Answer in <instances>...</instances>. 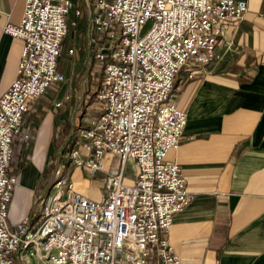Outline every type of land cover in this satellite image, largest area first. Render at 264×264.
Masks as SVG:
<instances>
[{
	"label": "built area",
	"instance_id": "obj_1",
	"mask_svg": "<svg viewBox=\"0 0 264 264\" xmlns=\"http://www.w3.org/2000/svg\"><path fill=\"white\" fill-rule=\"evenodd\" d=\"M74 5L26 0L21 20L4 25L24 46L18 76L0 95V264L24 258L28 264H181L169 230L193 196L183 167L167 153L180 145L188 124L176 103V79L182 71L193 78L205 70L249 0H95L86 23L92 76L86 97L99 114L64 135L59 156L105 173L101 199L78 191L73 172L59 166L52 186L38 193L39 221L25 214L12 224L19 183L14 141L31 137L24 127L31 102L67 79L58 63ZM75 10L73 25L84 12Z\"/></svg>",
	"mask_w": 264,
	"mask_h": 264
},
{
	"label": "crops",
	"instance_id": "obj_2",
	"mask_svg": "<svg viewBox=\"0 0 264 264\" xmlns=\"http://www.w3.org/2000/svg\"><path fill=\"white\" fill-rule=\"evenodd\" d=\"M25 1L0 0V95L18 76L24 46L23 39L6 32L4 25L21 20ZM73 1L58 63L67 77L58 84L64 88L51 95L57 85L49 87L31 102L24 121L31 137L14 141L23 173L10 204L12 224L25 214L39 221V182L51 153L60 147L57 137L70 133L79 120L83 125L93 120L78 115L93 104L86 97L92 77L86 37L90 0ZM76 7L84 12L73 25ZM216 50L203 72L190 78L182 71L176 79V103L186 110L188 124L180 145L167 153L183 167L193 198L174 215L169 240L181 264H264V0H249L248 12L240 22L227 25ZM67 92L70 99L59 106ZM65 125L69 129L64 134ZM78 169L80 176L72 174L76 189L101 199L83 183L88 180L93 186L87 175L99 178V172L82 167L72 172Z\"/></svg>",
	"mask_w": 264,
	"mask_h": 264
},
{
	"label": "rangeland",
	"instance_id": "obj_3",
	"mask_svg": "<svg viewBox=\"0 0 264 264\" xmlns=\"http://www.w3.org/2000/svg\"><path fill=\"white\" fill-rule=\"evenodd\" d=\"M95 0H90V2H89V6H88V8H90L91 7V5L93 4V2H94ZM91 84V83H90ZM90 84L88 85V89L90 88ZM63 85V84H62ZM56 86V85H55ZM64 88V85L63 86H59L58 84H57V86L55 87V88H53L52 90H50V92L49 93H51V95H53V92H55V93H59L58 91H61L62 89ZM87 92V91H86ZM98 114H99V111H98V108H97V105L95 104V103H93L92 104V107H83L82 108V111H80V113L78 114L79 115V117H81V116H88V118H89V120H91V119H93V118H95V117H97L98 116ZM82 122H83V120H79V122H78V124H82ZM15 157H16V160L14 161V163H13V165H14V170L16 171V172H18V174H19V183H20V181H21V174L23 173V172H21V167H22V157H20V155L19 154H17V155H15ZM70 163V164H69ZM109 163V160L107 161V164ZM49 164H51L52 165V170H51V174L49 175V176H43L44 177V179H42V180H40V182H39V185H40V190H44L47 186L49 187H51L52 185V179H50L51 178V175L54 173V172H56V169L59 167V166H65V165H68V169L70 170V171H73L74 169H75V167H74V165L72 164V162H69V160L68 159H64V158H62L61 156H59V149H55L52 153H51V155H50V158L48 159V164H46V166L47 165H49ZM44 169V168H43ZM42 169V170H43ZM80 170L78 169V170H75L74 172H73V175L76 177V176H80ZM127 173L129 174V175H133L134 174V168L129 164V165H127ZM105 175V173H102V172H99L98 173V176H99V178L100 177H103ZM89 177L90 178H93V180H94V185L93 186H90L88 183H87V181L85 180V181H83V183L85 184V185H88V187H91V188H93L94 190H96L97 191V193H99L100 195H102V189H101V184L100 183H102V181L99 179V178H96V176L94 175V176H89V175H87V178L89 179ZM82 183V184H83ZM54 190V189H53ZM49 192V191H48ZM38 197V196H37ZM19 200H20V196H19V198H18ZM17 199V200H18ZM18 200V201H19ZM43 204H44V200H42L41 199V201H40V203H37V205H36V210H37V212L39 213V211H40V209L43 207ZM20 205V201L18 202V206ZM32 261L34 260L33 258H30ZM28 264V260L26 259V258H24L23 260L21 259V264ZM35 264V263H34ZM36 264H47V262L46 261H43V260H40L39 261V263H36Z\"/></svg>",
	"mask_w": 264,
	"mask_h": 264
},
{
	"label": "trees",
	"instance_id": "obj_4",
	"mask_svg": "<svg viewBox=\"0 0 264 264\" xmlns=\"http://www.w3.org/2000/svg\"><path fill=\"white\" fill-rule=\"evenodd\" d=\"M91 79H92V77L90 78L89 77V81L91 82ZM91 103H95V100L94 99H92V101H91ZM68 129H69V126L68 125H65V128H64V134L68 131ZM63 138V137H62ZM62 138L59 136V137H57V145H61L64 141L62 140ZM51 170H52V165L51 164H49V165H47V166H45L44 167V169L42 170L43 171V176L45 177V176H49L50 174H51ZM42 176V178L40 179V180H42V179H44V177Z\"/></svg>",
	"mask_w": 264,
	"mask_h": 264
}]
</instances>
